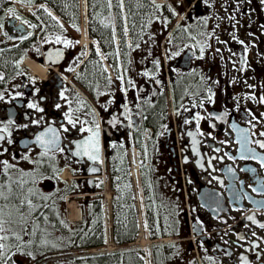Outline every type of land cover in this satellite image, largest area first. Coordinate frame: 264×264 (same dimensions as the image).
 <instances>
[{
  "label": "flooded vegetation",
  "instance_id": "af4514ba",
  "mask_svg": "<svg viewBox=\"0 0 264 264\" xmlns=\"http://www.w3.org/2000/svg\"><path fill=\"white\" fill-rule=\"evenodd\" d=\"M167 1L173 8L125 5L120 12L113 11L114 19L107 12L105 24H94L89 31L87 54L85 47L81 54L75 42H54L66 46V57L58 64V71L49 69L46 73V66L40 69L29 61L40 63L31 59L28 64L35 71L8 65L0 69L4 77L0 80V93L4 95L0 100V121H15L10 127L12 143H7L8 137L0 141V161L7 160L14 168L4 175L0 165V183H9V176L13 181H26L23 189L12 183V193L6 194L16 205L23 191L36 205L28 217V227L36 221L40 228L35 237L24 236L25 240L35 241L27 249L34 259L49 255L48 243L42 244L41 240L50 241L49 232L55 226L61 225L55 231L64 226L61 217L66 202L78 201L86 207L95 193L101 192L102 174L105 180L123 176L128 167L127 151L134 143L138 159L149 162L145 169L157 174V189L172 192V201L176 197L181 200L175 210L167 212L172 215L167 225L164 218H157L155 264H241V255L249 264H264V228L258 226L264 223V166L260 162L264 149L253 142L264 141V136L259 135L264 132V104L259 103V97L264 95V28L260 27L264 25V6L259 0H251L235 11L236 0ZM229 15L239 23L229 20ZM232 35L248 45L247 53ZM59 37L66 39L63 33ZM53 39L54 35L49 34L45 45ZM200 45L205 46V51L198 59ZM175 52L180 55L173 56ZM233 52L237 55L233 56ZM244 57L247 64L243 63ZM157 60L159 67L154 63ZM146 71L148 76L143 75ZM248 84L255 87L249 88ZM209 87L215 93L212 103L207 100ZM253 93L255 100L246 98ZM29 102L37 103L44 111L29 109ZM56 104H60L59 109ZM70 108L73 119L78 121L75 127L64 119ZM248 111L256 117L252 121L255 127L247 122L251 119L246 115ZM197 113L204 117L199 121V130ZM33 120L41 122L37 125ZM93 120L100 127L96 160L78 148L91 135L80 128L94 127ZM24 124L28 127H17ZM62 125L69 131L64 132ZM49 126L57 129L58 148L62 151L53 148L44 156L35 137ZM240 129L248 130L247 142ZM189 132L198 141L195 151ZM227 184H231V199L237 202L226 198V208L218 190L225 192ZM237 191L252 194L261 206L246 196L242 200ZM5 203L8 201L0 200V207ZM23 211L27 214L29 210L25 206ZM71 212L73 218L72 209ZM247 216H254L256 223ZM50 220L54 224L49 225ZM164 237H172V242L163 243ZM194 257H199L198 261ZM23 259L33 260L17 254L9 264Z\"/></svg>",
  "mask_w": 264,
  "mask_h": 264
},
{
  "label": "snow or ice",
  "instance_id": "6c2138e0",
  "mask_svg": "<svg viewBox=\"0 0 264 264\" xmlns=\"http://www.w3.org/2000/svg\"><path fill=\"white\" fill-rule=\"evenodd\" d=\"M155 2V0H153V3ZM204 3H208V0H203ZM237 2V8L235 9V11H239V5L243 4V3H250L251 0H236ZM260 4L262 6H264V0H259ZM156 8H159L160 5H155ZM170 7V6H169ZM8 13L12 14L13 16H15V10L12 8H9ZM254 11V9H253ZM173 14H176L173 10ZM49 15H51V13H49ZM18 18V17H17ZM207 17L204 18L203 23L207 24ZM229 20H233L236 21V17L234 15H229L228 16ZM22 23H27V21H23ZM168 21L167 19H165V24H167ZM236 23H239V21H236ZM219 25H217L218 27ZM0 27H2V25H0ZM31 27H36V25H31ZM233 27H235V24H233ZM261 28H264V25L260 26ZM185 31H187V29H184ZM203 35V33H202ZM249 35H253L252 33H249ZM211 38V37H209ZM193 39H195V37H193ZM218 39V38H217ZM232 39L237 41L239 44L243 45V51L245 53H247L248 51V45L245 44V42L243 40H239L238 37H236L235 35H232ZM57 43L62 42L60 37H57L56 40ZM63 43L70 44V41H63ZM199 43V42H198ZM220 43H226L225 41H220ZM187 46V45H186ZM200 51V56L197 57L198 59L203 58L204 55V51H205V46L204 45H200L199 48ZM217 52H220V49H216ZM173 56H178L180 55L179 52H175L172 53ZM233 56H236L237 53L233 52L232 53ZM154 63L157 65V67H159V61H154ZM235 63V62H234ZM243 63L247 64V59L246 57L243 58ZM71 70V69H70ZM241 71L244 70L243 67H241L240 69ZM143 75L148 76L149 73L146 71L143 73ZM122 79V77H120ZM4 77L2 75H0V80H3ZM202 80L204 79L203 77L201 78ZM235 82V81H233ZM157 83H159V81H157ZM129 84H132V81H129ZM247 87L249 88H254L255 85H251L248 84ZM208 92V96H207V100L209 103L214 102L213 101V97L215 95V93L212 91L211 87H209L207 89ZM17 96L22 95V93H17ZM60 96L62 99H64V93L61 92ZM247 99H256L255 94L253 93L251 96L246 97ZM4 99V95L3 93H0V100ZM238 99V98H237ZM259 103L264 104V95H261L259 97ZM194 107L196 106L195 104L193 105ZM200 107H203V101H200L199 104ZM27 107L29 109H35L38 112H43L44 109L39 107V105L35 102H29L27 104ZM55 107L57 109L60 108V104H56ZM125 108L127 109V105H125ZM227 113H225L224 115H226ZM211 115V114H210ZM247 116H250L251 119L248 120L247 122L249 124H252L253 120H256V117L251 113V111H248L246 113ZM261 116H264V113H261ZM217 119H223V116H218L216 117ZM43 119V117H41V120ZM64 119L67 121V123L69 125H72V127L76 126V123L78 122L77 120L73 119L72 116V109L70 108L68 112L64 113ZM201 119H204V117L200 116L199 113H197L195 115V120L197 121V130H199V121ZM41 120H33L32 123L33 124H40ZM82 125L83 123L86 122H80ZM185 123H189V121H185ZM257 123H259V121H257ZM12 125H15V121L13 119H9L7 120V122H2L0 121V141H4L6 139V137H8L7 139V143L11 144L12 140L10 139L12 132L10 130V127ZM93 125L94 127H81L80 131L84 132L87 131L89 133H91L90 136H88L87 138H85L81 143L78 144V148L82 149V154L83 155H87L89 157V159L92 160H96L99 158V132H100V127L99 124H95V121L93 120ZM131 126V125H129ZM17 127H22V128H27L28 125L24 124V125H17ZM62 130L64 132H68L69 129L67 127H64L63 125L61 126ZM213 127H215L213 125ZM232 127H236L235 125H232ZM252 127H255L254 124H252ZM240 132L245 133V141L247 142V129H240ZM201 135L203 133H200ZM253 135H255V133H252ZM189 136L193 137V148L195 151V145L198 143V141H196L195 139V134L192 132L188 133ZM260 136H264V132H260L259 133ZM254 143H256L257 145H259L260 148L264 149V141L261 140H255L253 141ZM35 143L38 144L39 146H41L44 151L41 153V155L46 156L48 154V152L50 150H52L53 148H56L57 150L62 151V149L58 148V144H59V134L56 128L54 127H47L45 129L44 132H41L40 134H38L35 137ZM115 146V145H113ZM4 151H7V149H3ZM217 151H219V149H217ZM80 154V153H77ZM25 159H27V157H24ZM231 158V157H230ZM261 165L264 166V158L261 159ZM0 165H2L3 167V173L4 175H8L9 170L14 168V165L9 164V162L7 160L4 161H0ZM24 175H31V174H24ZM8 180L10 181L9 183L5 184V183H0V200L3 201H8V203H5L2 207H0V264H9V261H11L12 257L20 254L22 256H26V257H31V258H35L32 251H29L27 249H29L34 243V240H25L24 236H33L35 237L37 235V231L40 228V225L38 222L34 221L32 223V227L29 228L28 224H29V219L28 217L31 215V213H33L36 210V205L33 204L32 200L29 198V195H25L23 193V191H21L20 195L17 197L18 200V204L16 205H12L10 202V197L8 194L12 193V183H16L18 188L23 189V185L24 183H26V181L23 180V178H21L19 181H13L12 177L9 176ZM253 191H256V189L254 188ZM6 192L8 194H6ZM29 194H32V190L29 189L28 190ZM27 207V209L29 210L27 214H25V212L23 211L24 207ZM39 218H37L38 221ZM45 220H47V217H44ZM247 220L252 221L253 223H256L254 216H247L246 217ZM199 223V221H198ZM260 228H264V223H261L258 225ZM253 236L256 235L255 232L252 233ZM239 239L243 240L244 237H239ZM9 241H15V243H9ZM42 244H47L48 241L47 240H41ZM227 243V241H226ZM253 247H259V245L257 244H253ZM211 259V258H209ZM240 261L241 264H249V261L247 259V257L241 255L240 257ZM14 264V262H13Z\"/></svg>",
  "mask_w": 264,
  "mask_h": 264
},
{
  "label": "rangeland",
  "instance_id": "374dc122",
  "mask_svg": "<svg viewBox=\"0 0 264 264\" xmlns=\"http://www.w3.org/2000/svg\"><path fill=\"white\" fill-rule=\"evenodd\" d=\"M108 1V8L109 9H113V10H116V1L117 0H107ZM153 1V0H152ZM157 0H155L156 2ZM183 1V0H182ZM163 2V1H162ZM177 2V1H175ZM184 2V1H183ZM17 3V2H16ZM13 4V3H12ZM118 4H119V9L118 10H121V5H123V2L122 0H118ZM14 7V10H15V13H17L19 16H22L30 21L34 20H37L36 18V14H39L37 12L38 9H45L47 12H50L49 9H52L51 7L49 6H42L40 8V5H30V4H19L17 3V5L13 4ZM157 10H163L162 8H156ZM51 13V12H50ZM53 15V14H52ZM88 15H89V12L86 13L85 12V9H84V6L82 5L81 6V11H80V19H79V29H78V35H76L72 30L70 31V34L73 39L76 38L75 42H77L78 44V48H79V52H81V50L83 51V48L85 47V45H80V38H83V39H86L87 38V35H86V27L88 25L87 23V19H88ZM55 17V16H54ZM57 22L59 23H62V25H67L66 24V21L64 19H62L61 17L59 18H55ZM42 25L40 21H36L35 22V25L38 26V25ZM32 25V23H31ZM35 28V27H34ZM86 44V42H85ZM85 50V49H84ZM82 54V52H81ZM135 151H132L130 153V158H129V161H128V184L131 186V190H132V194H133V199L135 202V195L137 194L138 197H139V179L140 178V182H142L143 180V176L146 177V182H153L152 178L154 177L156 179V176L154 175L153 177L151 176L152 174L150 173V170H147V169H144L142 170V165L140 164L138 160V155L134 153ZM139 168V173L137 172ZM132 171V172H131ZM139 174V177L137 176ZM163 180H166L167 178L166 177H163L162 178ZM157 180V179H156ZM109 181V180H108ZM138 183V184H137ZM154 183V182H153ZM109 185V188H107V192L110 193L111 195V205L113 206L111 208V217L109 216V221H111V224L114 225V222H115V217L118 216L119 214V209L116 211L115 213V210H114V204H115V198H117L119 196L118 193H116L114 191V188H112L111 186V182L109 181L108 183ZM125 185V184H124ZM129 186L125 185L124 188H122L121 192H122V195L127 191V188ZM142 189L144 191V188H143V184H142ZM150 191L149 193H147L146 191L144 192L145 194V201H144V207H147L148 205L150 206V208L148 207V216H147V219H146V226H144L143 224H138V220H137V226H138V231H137V236L135 238V241H134V244L135 246L137 247V249H142L141 251H139L140 255H150L151 253V249H152V238H151V226L149 224L150 220L151 221H154L155 223H157V218H164L165 219V223L167 225V222H168V217L171 216V214H168V210L171 208V203L164 199L165 195L167 194V192H164V191H160L157 193V197H156V194L152 192L151 188H148ZM102 198L103 196L100 198V201L102 202ZM170 198V197H169ZM73 202H70V206ZM76 204V203H74ZM73 205V204H72ZM74 206V205H73ZM136 206L134 205V211H135V215L137 217V210L135 208ZM102 208V206H101ZM73 209V208H71ZM180 210H181V207H180ZM74 212H75V209H74ZM101 212H102V216L104 218V215H103V210L101 209ZM66 213H67V210H66ZM160 213V215H159ZM76 214V212H75ZM149 217H150V220H149ZM65 219L67 221H72L69 219V217L65 216ZM149 221V222H148ZM51 224H54L52 220L49 221V225ZM55 228L54 227V232H49L48 234V237L49 235L52 236H57L59 231H56L55 232ZM155 231L154 232H157V230L159 228H157L155 226ZM73 232L69 231V233H66V231L64 230V227L62 228V232H60L59 234L62 236V238H60V240H50L48 241V246L50 248V251L52 252V250L54 248L57 247V244H59L58 241H60L61 243H67L70 245V248L72 250H75V252H80L78 251L76 248H77V245H78V242L74 240V242L72 244H70L71 240L70 237L72 235ZM105 233V231H104ZM52 236V237H53ZM109 242L111 243L112 240L110 238ZM111 246V249H116L117 247L113 245V243L110 244ZM83 251V250H82ZM112 251H115V250H107L106 248L103 250V253L102 254H112L113 252ZM50 252V254H52ZM111 252V253H110ZM81 254H78V256H80ZM68 262L67 261H60L58 262V264H67Z\"/></svg>",
  "mask_w": 264,
  "mask_h": 264
},
{
  "label": "trees",
  "instance_id": "16d2710c",
  "mask_svg": "<svg viewBox=\"0 0 264 264\" xmlns=\"http://www.w3.org/2000/svg\"><path fill=\"white\" fill-rule=\"evenodd\" d=\"M30 2H41L44 1L58 11L70 24L71 27L78 28L79 24V0H21ZM89 9L93 10H107V0H88ZM129 7H136L140 5L137 0H128ZM145 9L149 6L148 0H143ZM10 5L8 0H0V16L3 14V7H8ZM57 28V27H56ZM55 28V29H56ZM32 43V39L28 38L15 46L8 47L6 49H0V59L1 57H9L10 59L17 58L27 52L29 44ZM119 193L121 190H118ZM132 192L128 189L125 197L123 199H118V202L129 201L131 203ZM99 201L96 200L92 202V205L88 209L87 218H94V227L87 228L81 226H73L74 233L73 238L77 239L79 242V247L96 246L102 243V236L97 232L101 228V218L99 216ZM117 207V206H116ZM118 208V207H117ZM133 208L130 206L129 210L124 208L123 212H119L118 218L116 219V224L114 228L115 240L119 243L125 241H130L134 238L136 234V222L134 215L132 213ZM129 212V213H128ZM95 231V232H94ZM69 261V264H142L141 258L137 255L134 250L125 251L122 254L114 253L108 255H88L81 259H76L77 263Z\"/></svg>",
  "mask_w": 264,
  "mask_h": 264
},
{
  "label": "water",
  "instance_id": "95a60500",
  "mask_svg": "<svg viewBox=\"0 0 264 264\" xmlns=\"http://www.w3.org/2000/svg\"><path fill=\"white\" fill-rule=\"evenodd\" d=\"M16 21H17L16 17H11V18H8V20H7V25H9L8 30L10 32V35L12 37H14V38L27 35L28 32H29V29L26 27V25L24 23H22V22H19L16 25ZM47 61H49V60L47 59ZM218 191H219L220 199L223 201L225 207L227 208L225 195L220 190H218ZM238 193L240 194V197H241L242 200H243V197L246 196L253 203H255L254 196L252 194H250L248 192H243V193L238 192ZM226 194L229 196V200H230L231 203L237 202V201H234V200L231 199L232 196H231V194H229V190L228 189L226 190ZM212 198H214V200L218 201L217 197H212ZM256 205H259V204H256ZM259 206H261V205H259Z\"/></svg>",
  "mask_w": 264,
  "mask_h": 264
},
{
  "label": "bare ground",
  "instance_id": "6f19581e",
  "mask_svg": "<svg viewBox=\"0 0 264 264\" xmlns=\"http://www.w3.org/2000/svg\"><path fill=\"white\" fill-rule=\"evenodd\" d=\"M28 61L29 60H26V62L25 63H28ZM30 63H32L33 65H35L36 67H38V68H40V69H44V66H42V65H40V64H35L34 62H32V61H29ZM28 65V64H27ZM138 172V171H137ZM138 184V183H137ZM108 193V192H107ZM108 196H110L109 195V193L107 194ZM74 206H73V205ZM71 204V208H73L72 209V211H73V218L74 219H79L80 218V214H81V209H80V207L79 206H77V205H75L74 203H72ZM74 209H75V212H76V214H75V212H74ZM141 223L143 224V219H141Z\"/></svg>",
  "mask_w": 264,
  "mask_h": 264
}]
</instances>
